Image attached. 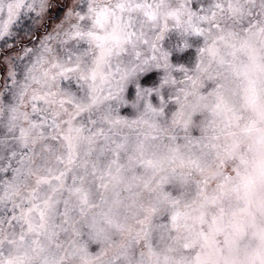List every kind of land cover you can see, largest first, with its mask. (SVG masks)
Masks as SVG:
<instances>
[{
	"label": "snow or ice",
	"instance_id": "obj_1",
	"mask_svg": "<svg viewBox=\"0 0 264 264\" xmlns=\"http://www.w3.org/2000/svg\"><path fill=\"white\" fill-rule=\"evenodd\" d=\"M0 264H264V0H0Z\"/></svg>",
	"mask_w": 264,
	"mask_h": 264
},
{
	"label": "rangeland",
	"instance_id": "obj_2",
	"mask_svg": "<svg viewBox=\"0 0 264 264\" xmlns=\"http://www.w3.org/2000/svg\"><path fill=\"white\" fill-rule=\"evenodd\" d=\"M57 15H59V12L57 11ZM49 27H51V25H49Z\"/></svg>",
	"mask_w": 264,
	"mask_h": 264
}]
</instances>
